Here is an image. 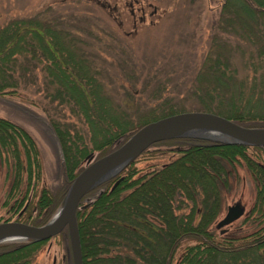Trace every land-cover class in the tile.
I'll list each match as a JSON object with an SVG mask.
<instances>
[{"label":"trees","instance_id":"obj_1","mask_svg":"<svg viewBox=\"0 0 264 264\" xmlns=\"http://www.w3.org/2000/svg\"><path fill=\"white\" fill-rule=\"evenodd\" d=\"M219 14L222 21L218 22V28L223 35L236 37L238 44L234 46L237 49L240 43L245 45L248 53L245 64L253 67V72L260 70L259 84L256 89L252 85L247 91L243 90L235 69L225 58L226 43L218 40L210 52L214 57L209 56L202 75L197 77L195 92L205 107L203 111L243 126L264 127V0H222ZM26 22L27 25L21 27L5 25L0 29V68L10 57L14 61L13 55L25 49L22 46L24 36L30 32L37 42L36 47L43 48V59L50 62L47 66L50 81L57 84L51 98L71 104V111L91 129L88 138L92 142L88 148L76 132L72 135L51 121L60 147L63 186L58 195L51 194L45 187L40 188L34 204L27 205V217L33 207L36 215L24 222L40 225L62 201L87 153L95 149L98 158L119 146L144 124L176 112L141 117L132 122L113 104L95 73L86 69L82 59H75L73 51H67L65 58L57 59L59 54L56 57L49 50L44 32L39 31L37 25H30V21ZM31 26L35 28L30 30L28 27ZM49 43L57 48L55 37ZM3 76L0 70V78ZM7 84L13 85V82ZM3 86L5 84L0 83V90ZM210 103L216 104L215 110L208 108ZM160 144L173 146L172 151L177 156L137 177H134V160L117 175L91 188L83 198L93 194L96 188L101 191L85 206L79 202L75 217L81 264H172L176 250L184 243L178 264H264V163L257 160L259 153L264 155V147L196 137L166 139L150 146ZM249 148L258 155L248 154ZM154 151L145 152L153 154ZM1 161L10 166V190L18 191L23 164L26 184L23 197L29 187L35 188L40 176V162L34 141L21 126L0 117ZM234 161L242 162L253 175L257 189L251 207L252 219L263 225L238 237L218 236L208 230V226L218 213L219 185L223 184L225 175L223 162L232 164ZM119 176L121 179L109 190ZM186 206H189L187 212H175ZM149 218H155L162 226H156ZM63 234L67 237L65 229L55 236ZM45 241L0 243V264H31L34 253Z\"/></svg>","mask_w":264,"mask_h":264},{"label":"rangeland","instance_id":"obj_2","mask_svg":"<svg viewBox=\"0 0 264 264\" xmlns=\"http://www.w3.org/2000/svg\"><path fill=\"white\" fill-rule=\"evenodd\" d=\"M221 2L222 0H0V29L5 25L12 27L17 24L21 27L27 25L24 21H30V25H37L39 29H36L44 32L46 41H53L54 37L55 40L56 37L60 38L59 42L62 41L65 49L57 52V59L65 58L67 51H73L74 58L82 59L86 69L95 73L96 79L111 97L113 104L118 106V110L135 122L141 117L168 112L203 111L205 107L194 86L198 84L197 77L202 75L209 62L207 59L212 54L210 52L218 40L225 41V58L230 67L235 69L236 79L241 81L243 90L247 91L252 85L257 88L260 70L253 72V67L245 64L247 48L240 43V48L237 49L234 46L235 43L238 44L236 37L223 35L218 28V22L222 21L219 14ZM28 28L32 30L35 27ZM24 37L22 46L25 49H20L21 52L13 55L14 61L10 57L0 68L4 75L0 78V83L5 84L0 90V117L21 126L33 139L38 151L40 176L35 188L29 187L27 195L23 197L26 190L24 164L18 191L14 192L10 190V166L1 161L0 222H29L35 217L36 211L33 207L31 215L27 217L26 207L29 203L34 204L40 188L45 187L54 195L61 191L63 175L60 147L50 126L51 121L66 128L72 135L76 132L81 136L80 141L88 148L92 146L88 138L91 129L79 115L71 111V104L51 98L57 84L50 81L51 76L47 71L50 62L43 59V48L36 47L37 42L30 32H26ZM60 61L58 60L59 64L63 66ZM12 82L13 85L7 84ZM215 105L210 103L207 106L215 110ZM172 149L173 146L160 144L142 151L131 161L135 160L134 177L145 175L175 158L177 153ZM146 150L156 152L148 154ZM97 153L95 149L87 153L81 159L79 167L82 169L88 154L95 157ZM247 153L258 155L251 148ZM259 155L257 160L264 163V155ZM21 158L24 159L23 152ZM223 166L224 182L219 193L221 208H218L208 230L218 236L238 237L257 227V220L252 219L254 213L251 212L256 182L242 162H223ZM113 183L109 190L116 185L112 187ZM69 185L62 201L46 221L62 205ZM100 191V188H96L93 194L83 198L87 191L80 201L85 206ZM236 201L244 206L243 214L223 226L225 232L221 234L215 224L225 214V207ZM188 209L189 206H186L175 212H187ZM182 246L176 250L172 264H178ZM31 264H72L67 237L63 234L46 240L34 253Z\"/></svg>","mask_w":264,"mask_h":264},{"label":"water","instance_id":"obj_3","mask_svg":"<svg viewBox=\"0 0 264 264\" xmlns=\"http://www.w3.org/2000/svg\"><path fill=\"white\" fill-rule=\"evenodd\" d=\"M181 137L264 147V127L243 126L218 114L204 111H184L163 116L144 124L119 146L101 157L95 158L88 154L84 166L70 183L62 205L45 223L31 225L16 220L0 222V243L44 241L65 229L71 263L81 264L75 212L82 196L94 186L117 175L152 143ZM120 179L121 177L117 178L112 187ZM243 211L244 206L240 201L228 206L223 217L215 224L219 233H224L225 229L222 227L240 217Z\"/></svg>","mask_w":264,"mask_h":264},{"label":"flooded vegetation","instance_id":"obj_4","mask_svg":"<svg viewBox=\"0 0 264 264\" xmlns=\"http://www.w3.org/2000/svg\"><path fill=\"white\" fill-rule=\"evenodd\" d=\"M42 35V34H41ZM44 40H45V43H46V45L48 46V47H50L51 49H53V54L56 56V55H58L57 54V52L58 51H60V50H58L57 48H59V49H61V50H63V49H65V48H63L62 46V41L61 42H59L60 41V38H57L56 37V41H57V48L56 47H53V46H51V44L49 43V41L47 40L46 41V39L44 38ZM57 57V56H56ZM223 179L224 178H222V181H223ZM224 182V181H223ZM220 187H222V184L221 185H219V193H220V191H221V189H220ZM219 200H221V197H220V194H219ZM234 203V202H233ZM232 203V204H233ZM231 204V205H232ZM228 206H230V205H227L226 207H225V211H226V209H227V207ZM221 208V205L219 206V203H218V206H217V208ZM219 210V209H218ZM253 220H257V219H253ZM17 221H19V220H17ZM149 221H151V222H153L156 226H162V223L161 222H159L158 220H156L155 218H149ZM20 222H24V221H20ZM256 225H257V227H256V229L257 228H259L261 225H263V224H257V222H256ZM152 227V226H151ZM3 243V242H2Z\"/></svg>","mask_w":264,"mask_h":264}]
</instances>
